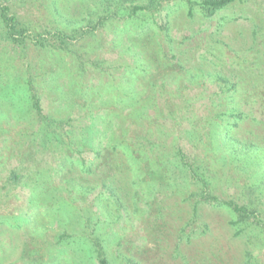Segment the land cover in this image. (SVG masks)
I'll return each mask as SVG.
<instances>
[{
  "label": "rangeland",
  "instance_id": "obj_1",
  "mask_svg": "<svg viewBox=\"0 0 264 264\" xmlns=\"http://www.w3.org/2000/svg\"><path fill=\"white\" fill-rule=\"evenodd\" d=\"M199 2L0 0L69 36L0 23V264H264V0Z\"/></svg>",
  "mask_w": 264,
  "mask_h": 264
},
{
  "label": "trees",
  "instance_id": "obj_2",
  "mask_svg": "<svg viewBox=\"0 0 264 264\" xmlns=\"http://www.w3.org/2000/svg\"><path fill=\"white\" fill-rule=\"evenodd\" d=\"M236 1L238 0H200L197 5L200 9V13L205 18H211L217 12L227 8ZM0 23L3 26L6 40L13 45H25L27 43H30L34 47L46 49L47 47L52 46L51 39H54V41L57 42L60 46H63L66 40L69 39V36L63 34V32L59 30L54 33L49 31H46L44 33L30 31L20 23V21L14 14L11 13L10 7L8 5L1 3ZM29 91L36 116L40 117L43 120L46 119V117L42 114L39 99L36 97L31 85L29 87ZM179 156L182 166L189 171L192 181L200 185L197 195L200 201L216 208L228 209L235 215L239 224H248L249 220L258 222L257 212L254 210V208H250L248 206H239L233 201L223 200L214 195L210 190L208 179H206L202 173L197 171V168L194 167L193 163L190 162L188 160V157L186 158V156H184L182 152H179ZM70 253L74 255L80 254L82 258L84 255L83 250L80 249L70 250ZM99 264H106L105 258L100 257Z\"/></svg>",
  "mask_w": 264,
  "mask_h": 264
}]
</instances>
